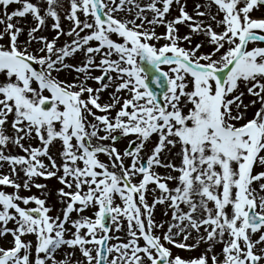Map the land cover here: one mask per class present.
Listing matches in <instances>:
<instances>
[{"label":"snow or ice","instance_id":"6c2138e0","mask_svg":"<svg viewBox=\"0 0 264 264\" xmlns=\"http://www.w3.org/2000/svg\"><path fill=\"white\" fill-rule=\"evenodd\" d=\"M0 264H264V0H0Z\"/></svg>","mask_w":264,"mask_h":264},{"label":"rangeland","instance_id":"374dc122","mask_svg":"<svg viewBox=\"0 0 264 264\" xmlns=\"http://www.w3.org/2000/svg\"><path fill=\"white\" fill-rule=\"evenodd\" d=\"M190 3H191V0H190ZM189 10L191 11V7L189 8ZM256 15H260V13H256ZM159 31H163L164 29L163 28H160L158 29ZM121 147H123V145L121 144L120 145ZM101 159H106V157H101ZM6 171V169H4ZM38 182L40 183H47L49 185V188H55L57 187V182L55 180H50V181H44L43 179L39 180ZM9 191H11V189H8ZM23 194H36V195H40V190H37L35 188L32 189V193H23ZM157 218L159 219V214L157 216ZM174 251H176L178 254H180L181 256H184V257H191V256H195V255H198L199 253L198 252H188V251H182V250H176L174 249Z\"/></svg>","mask_w":264,"mask_h":264}]
</instances>
